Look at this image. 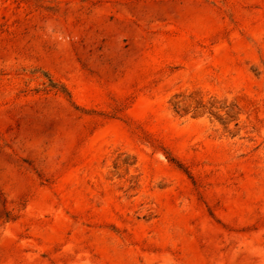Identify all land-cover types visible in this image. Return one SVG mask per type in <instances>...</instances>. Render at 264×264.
I'll return each instance as SVG.
<instances>
[{"label": "rangeland", "instance_id": "obj_1", "mask_svg": "<svg viewBox=\"0 0 264 264\" xmlns=\"http://www.w3.org/2000/svg\"><path fill=\"white\" fill-rule=\"evenodd\" d=\"M0 264H264V0H0Z\"/></svg>", "mask_w": 264, "mask_h": 264}, {"label": "trees", "instance_id": "obj_2", "mask_svg": "<svg viewBox=\"0 0 264 264\" xmlns=\"http://www.w3.org/2000/svg\"><path fill=\"white\" fill-rule=\"evenodd\" d=\"M51 86H53V87H58V85L56 84V85H51ZM64 92H66V90L65 89H62ZM68 93V92H67Z\"/></svg>", "mask_w": 264, "mask_h": 264}]
</instances>
